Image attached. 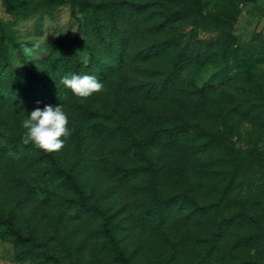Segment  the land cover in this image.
I'll use <instances>...</instances> for the list:
<instances>
[{"label":"rangeland","instance_id":"rangeland-1","mask_svg":"<svg viewBox=\"0 0 264 264\" xmlns=\"http://www.w3.org/2000/svg\"><path fill=\"white\" fill-rule=\"evenodd\" d=\"M86 1L0 0V264H264V0Z\"/></svg>","mask_w":264,"mask_h":264},{"label":"trees","instance_id":"trees-1","mask_svg":"<svg viewBox=\"0 0 264 264\" xmlns=\"http://www.w3.org/2000/svg\"><path fill=\"white\" fill-rule=\"evenodd\" d=\"M86 2L91 4V2L88 1V0ZM194 3H195V6L198 7L201 4V1L200 0H194ZM0 30H1V27H0ZM0 52H2V54L0 56V62L2 60H4V62H5L6 61L7 50L4 47L2 41L0 42ZM182 55H183L182 53H177L175 61H174V64L172 65V67L169 70V74H172L176 70V65L178 64V62L181 61ZM72 69L74 70L73 76H74V80L76 82V85H78V86L82 85V79L80 78L78 71L75 68H72ZM59 171H61V169H59ZM65 179L67 180V182H69V184L72 186L74 192L77 194V197H78V200L80 202V205H82L84 208L88 209V211L93 212V208L94 207L92 205H90L86 201L84 192L78 186V184L75 182L74 177L69 175V174H66L65 175ZM0 220H2L6 224V227H7L8 230H13L12 229V224H11L10 221H8L6 219H1V218H0ZM104 235H105L107 240H109L111 242H114L115 239H114L112 230L110 228L106 227L105 225H104ZM119 256H120L121 259L124 258L123 253H119ZM125 260L126 259L124 258L123 261H125Z\"/></svg>","mask_w":264,"mask_h":264}]
</instances>
